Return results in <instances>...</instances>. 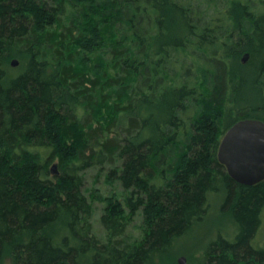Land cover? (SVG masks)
Returning a JSON list of instances; mask_svg holds the SVG:
<instances>
[{"label": "trees", "instance_id": "16d2710c", "mask_svg": "<svg viewBox=\"0 0 264 264\" xmlns=\"http://www.w3.org/2000/svg\"><path fill=\"white\" fill-rule=\"evenodd\" d=\"M244 119L264 123V0H0V264H162L211 195L233 235L195 264H264V180L216 158Z\"/></svg>", "mask_w": 264, "mask_h": 264}, {"label": "rangeland", "instance_id": "374dc122", "mask_svg": "<svg viewBox=\"0 0 264 264\" xmlns=\"http://www.w3.org/2000/svg\"><path fill=\"white\" fill-rule=\"evenodd\" d=\"M17 66L12 67V69L17 68ZM52 164H57V162L55 161ZM56 172L58 175L59 172L57 168ZM105 172L100 173L99 175L96 170L89 169L85 172L84 176V188L91 190L89 192L91 194L88 193V198L92 202V222L95 233L98 237L103 236V230L99 223V217L102 213L103 204L97 200L100 197L107 196L112 189L111 186L105 182ZM115 191H119V189H116ZM223 199V195L209 196L208 211L206 216L201 221L195 223L184 235L176 239L171 246L169 254L166 255L168 257L162 264H170L173 258L177 264V260L181 257L184 258V264H195L211 241L215 240L220 235L224 238L231 235L233 229L230 222L221 212ZM139 225L140 219L137 218L132 222V226L129 230H131L134 235H137L139 232ZM256 243H258L259 247L264 246V216L256 236Z\"/></svg>", "mask_w": 264, "mask_h": 264}, {"label": "water", "instance_id": "95a60500", "mask_svg": "<svg viewBox=\"0 0 264 264\" xmlns=\"http://www.w3.org/2000/svg\"><path fill=\"white\" fill-rule=\"evenodd\" d=\"M248 54L241 62L245 63ZM18 61L13 59L11 67ZM217 161L222 165L228 177L234 182L252 186L264 180V123L255 119H244L234 123L222 136L218 149ZM57 164H52L50 173L56 176ZM184 264V258L177 260Z\"/></svg>", "mask_w": 264, "mask_h": 264}]
</instances>
